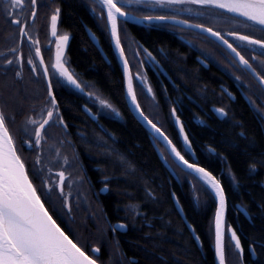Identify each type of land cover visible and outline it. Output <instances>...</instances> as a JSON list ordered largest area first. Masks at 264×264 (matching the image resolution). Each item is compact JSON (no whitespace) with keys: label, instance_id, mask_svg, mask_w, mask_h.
Listing matches in <instances>:
<instances>
[{"label":"trees","instance_id":"trees-1","mask_svg":"<svg viewBox=\"0 0 264 264\" xmlns=\"http://www.w3.org/2000/svg\"><path fill=\"white\" fill-rule=\"evenodd\" d=\"M94 2L96 12L92 11ZM38 4V31L42 34H45L47 21L51 26L52 10L56 7L62 9L57 31L59 35L70 37L64 57L65 65L82 82L94 86L81 93L61 78L63 86L55 87L54 91L60 113L68 125L67 133L58 123H53L45 140L46 143H54L67 157L65 173L70 174L75 182L70 230L82 243L100 247V264H214L215 198L194 176L186 175L176 166L165 150L158 149L151 136L129 113L124 100L121 68L113 53L105 21L98 18L99 3L96 0H38ZM121 22L120 38L126 52L130 38ZM85 27L96 35L109 62L91 43ZM135 30L146 46L166 45L171 52L186 50L162 33L144 34L142 29ZM173 47L178 48L174 51ZM52 57L43 55L45 62L51 58L54 63V54ZM175 60L177 65L173 68L186 81L184 85L197 84L196 68L186 65L181 59ZM50 74L55 82L58 73L54 71ZM33 77V85H22L21 81L16 84L12 89L15 96L9 100L8 107L5 108L0 101V107L14 117L12 127L17 133L14 134L8 125L9 132L14 136L30 174L35 151L26 149L21 140L28 137L18 129L31 114L36 115L40 106L44 107L43 99H35L47 94L42 75ZM201 77L206 80L209 73L201 70ZM3 88L4 80L0 76V90ZM88 91L98 92L108 99L120 112L121 119L98 113L97 106L86 95ZM136 91L140 101L143 94ZM0 96H7V93L0 91ZM82 105L91 108L98 120H91L83 112ZM150 109L153 116L160 113L151 105ZM233 112L234 123L216 121L211 129L194 127L190 138L200 165L221 180L227 198V221L237 230L245 249L241 261L226 234V264H264V248L261 247L264 245V208L261 207L264 205L263 136L242 100H237ZM201 142H207L216 154L212 156L202 149ZM198 146L202 151L197 149ZM47 151L54 153L53 149ZM162 157H168L167 161ZM227 170L232 173V179L225 176ZM106 177L107 193L99 195L97 191L104 187ZM81 179L82 184L79 182ZM65 191H68L67 181ZM149 191L153 197L148 195ZM77 193L80 194L79 198ZM173 194L187 222L195 228L194 233L187 230L176 212ZM237 205L247 210L248 219L238 212ZM130 206L141 215H134ZM115 221L128 225L127 231L116 237L112 236L108 226ZM62 226L66 230L69 228V225ZM194 235L199 237L200 247ZM253 242L257 249L255 256L249 252Z\"/></svg>","mask_w":264,"mask_h":264},{"label":"snow or ice","instance_id":"snow-or-ice-1","mask_svg":"<svg viewBox=\"0 0 264 264\" xmlns=\"http://www.w3.org/2000/svg\"><path fill=\"white\" fill-rule=\"evenodd\" d=\"M0 3H3L0 15L8 24L17 28L21 45L25 39L30 41L35 46V56L41 57L39 40L34 39L28 31L29 22L34 24L38 14V0H0ZM99 6L98 18L105 21L106 29L110 26L111 38L123 61L126 104L131 105V111H134L139 121H142L146 126L154 144H163L165 150L179 163L186 175L194 176L208 191L214 194L217 203L214 212L215 256L218 264H226L224 243L226 234L232 242L236 254L243 261L245 249L241 238L237 230L227 224L225 219L227 198L221 180L217 179L207 168L201 166L199 162H190V157L195 155V151L190 134L186 131L185 123L178 114L179 98L176 102H171L170 116L178 126L183 150L173 142L162 125L147 114L141 106L134 87V79L139 81L141 88L153 101H155V93L142 72L137 71L134 76L131 71L120 38L121 18L125 23L128 20H133L138 24L146 23L153 28H164L177 32L193 31L203 37L206 42L226 46L230 53L238 58L239 65H242L255 77L257 94L260 98L264 97V73L253 66V62L257 59L256 56L253 55L251 59L246 58L238 50L240 46L236 44V41L259 46V51L264 56V38H256L254 35L244 34L239 30L240 27L258 28L264 32V0H99ZM61 11L60 7H56L50 15L53 37L57 36V22ZM92 11H97L95 2ZM21 13H25V15L21 17ZM221 18L224 24H234L236 27L225 31L223 28L209 26L213 20ZM68 40V35H60L55 41V64L52 65V68L58 72L55 82L49 68L44 65L42 57L38 63L31 56L25 60L23 52L16 47L9 48L7 55L0 56L3 61L0 64V69H2L0 76L4 80V88L0 91L7 93V96H0V101L3 102L5 108L9 106V100L15 96L12 89L21 81V70L25 63L30 66V71L34 76L41 75L42 69L48 97L46 111H42L38 118L29 116L23 128L24 134L28 137L23 140V144L37 152L31 174L20 154L14 136L9 132L7 122L10 119L14 120V117H10L3 108H0V264H100V247L82 243L80 238L70 230L72 189L75 182L71 180L70 174L66 175L64 170L54 173L51 167L45 168L41 159L42 140L46 138V126L51 127L53 123H58L65 130L68 127L60 113L54 91L55 87L63 86L61 78L64 83L73 86L81 93H84L86 88L94 87L82 82L65 67L63 48ZM252 51L255 52L257 49L253 48ZM134 56L141 66L147 61L159 63L152 51L139 44L134 51ZM230 63L236 65L237 60L232 59ZM10 73L12 74L11 78H9ZM235 79L239 81L241 77L236 76ZM228 94L231 95V93ZM86 95L94 105L98 106V113L107 112L117 118L120 117V112L113 104L98 92L88 91ZM247 99L259 118L264 121V107L261 106L264 104V100L257 103L252 96H248ZM85 109L90 115L92 114V109L87 105H85ZM215 111L224 117L228 114L223 107L215 109ZM93 119H96V116H93ZM28 125L32 126L31 131ZM209 153H215V149L211 146H209ZM57 155H59V151H57ZM162 158L165 161L168 159V157ZM64 163L65 165L68 163L67 157L64 158ZM252 167L255 168V164ZM66 181L68 191H65ZM79 182L82 184L83 180L81 179ZM233 182H236L235 178H233ZM107 190L108 178L106 177L102 191ZM148 195L153 197L151 191ZM79 196L80 194L77 193L78 198ZM261 207L264 208V205ZM130 209L134 215H141L134 207L130 206ZM244 214H248L247 210ZM62 224L69 225L68 230ZM110 227L111 231L115 233L118 230H126L128 225L118 221ZM189 227L194 233L195 228L191 225ZM196 239L198 240L199 237L197 236ZM261 247L264 248V245ZM249 252L251 255H257L255 242L249 246Z\"/></svg>","mask_w":264,"mask_h":264},{"label":"flooded vegetation","instance_id":"flooded-vegetation-1","mask_svg":"<svg viewBox=\"0 0 264 264\" xmlns=\"http://www.w3.org/2000/svg\"><path fill=\"white\" fill-rule=\"evenodd\" d=\"M3 7V3H0V8ZM25 13H21V17H23ZM51 22V21H50ZM201 22V21H196ZM122 23V22H121ZM124 23V26L127 29L128 37L130 38L129 46L127 51L125 52L129 64L131 67V71L135 76L137 71L143 73L146 78L148 84L151 85L153 91L155 93V101L143 90L139 84L138 80L134 79V87L142 95L141 106L144 108L145 112L152 116L156 121L159 122L160 125L164 128L167 132L169 137L173 140L174 143L177 144L179 148L183 150L182 142L179 138L178 131L175 127L174 120L170 116V105L171 102H176L179 98L178 104V114L180 115L182 121L185 123L186 131L191 134L193 132L194 127H205L211 129L216 121H225L226 123H234L235 117L233 108L234 105L237 103V100H242L243 103L249 108L251 115L255 119L258 127L261 131L263 136V154H264V121L259 118V115L254 110L253 106L249 103L247 97L252 96L253 100H256L257 103H261L264 100V97L258 98L257 94V84L255 77L242 65H239L238 58L234 56V54L230 53V50L218 43H209L206 42L203 37L198 36L195 32L185 30L183 32H177L175 30H169L164 28H153L149 27L146 23L145 24H138V23ZM58 25V24H57ZM0 56L7 55L9 48L16 47L20 51L23 52L25 60L31 56L37 63L40 60V57L35 56V46L31 44L30 41L25 39L24 43L21 45L20 37L18 35V30L15 26L10 25L6 22L4 17L0 15ZM209 26H213L216 28H223L225 31L231 30L235 28L236 25H228L222 22V18L218 20H213ZM142 29L144 34H151L153 32H159L167 36L169 40H175V45L180 44L185 47V51L176 50L178 47H173L172 50H176V52H171L169 47L166 45L164 46H146L144 45L139 38L138 35L135 33V29ZM244 34L254 35L256 38H264V32H261L258 28H249L245 29L240 27V29ZM28 31L32 34L34 39L39 40V47L41 49V57L43 55H49V57L53 58L52 55L56 49L55 41L59 38V33L57 31V36H52V29L47 21L46 31L45 34H42L38 31V22L37 16L35 19L34 24L30 21L28 25ZM231 39V38H230ZM142 45L147 47L150 51H152L153 55L156 56L158 64H155L151 61H147L143 66L140 65L138 59L134 56V51L137 48V45ZM240 47L238 50L248 59H251L253 55L256 56V61L253 62V66L257 68L258 71L264 73V56L261 55L259 51V46L256 45H247L246 42L236 41ZM174 45V46H175ZM255 48L257 51L253 52L252 49ZM51 58H47V62H45L44 58V65L49 68V72H54L52 65L53 60ZM175 59H181L184 61L186 65H191L196 68L197 74V84L185 86L184 83L186 82L183 80L181 76H179L178 72L173 68L177 65ZM236 59L237 64L232 65L230 60ZM191 60V63H190ZM3 61L0 59V64ZM180 69V68H179ZM2 70V69H0ZM201 70L207 71L209 73V78L203 80L201 77ZM22 71V85H33V74L30 71V66L25 63ZM11 74V73H10ZM12 75V74H11ZM42 75V69H41ZM236 76L241 77L239 81L235 79ZM43 77V75H42ZM36 79V78H35ZM44 85L46 86L45 80L43 78ZM226 90V91H225ZM228 93H231L229 95ZM37 99H43L45 102L44 107L40 106L39 110L37 111L36 115L31 114L30 116L39 117V114L42 111H46L48 107V97L47 94L43 97H37ZM125 100V99H124ZM150 105L155 109L160 110V113H157L153 116L152 110L150 109ZM158 105V106H157ZM82 105V110H83ZM127 106V105H126ZM264 107V104L261 105ZM225 108L227 111V116H221L215 109L218 108ZM33 108H36L35 106ZM128 108V107H127ZM129 110V109H128ZM84 112V111H83ZM129 113H132L129 110ZM98 117V116H97ZM134 118V116L132 115ZM115 118V117H114ZM121 119V115L119 117ZM98 120V118H97ZM96 120V121H97ZM25 126V122L19 127L18 130L23 132V128ZM29 130L31 131L32 126L28 125ZM50 127L46 126V138L49 135ZM63 128V127H62ZM67 133V129L65 130ZM145 130V129H144ZM146 131V130H145ZM147 132V131H146ZM24 133V132H23ZM149 134V132H147ZM240 133V131H239ZM191 136V135H190ZM43 139V140H45ZM42 140V164L47 167H51L53 172L55 173L58 171L59 167L55 166H63L65 163L64 161L60 162V164H56L55 158L57 151H59L60 155L62 156L61 150L57 147L54 143H44ZM23 141V140H21ZM153 141V140H152ZM66 143H69L68 139H65ZM64 142V143H65ZM23 143V142H22ZM201 148L209 151V144L207 142H201ZM24 145V144H23ZM158 149H164L162 144L156 145ZM195 155L190 157V162L196 161L198 162V156L196 153V149L193 146ZM199 146L197 147L198 150H201ZM26 149H29L26 146ZM54 151L53 154L48 152L47 150ZM30 150V149H29ZM35 151V157L37 152L35 149H31ZM202 151V150H201ZM216 152V151H215ZM216 153H211L214 156ZM66 156H62V160H64ZM226 158V157H225ZM68 161V160H67ZM227 166L229 165L228 160ZM58 162V161H57ZM68 164V163H67ZM66 165L65 168H66ZM81 170L85 175V169L81 163ZM222 173V172H221ZM225 176L229 179H232L233 175L228 170L226 171ZM219 177L217 176V179ZM104 188L103 186L99 188L97 191L99 195H102L101 189ZM107 193V191L105 192ZM104 193V194H105ZM238 210V209H237ZM238 212H240L238 210ZM227 213V212H226ZM241 213V212H240ZM242 214V213H241ZM243 215V214H242ZM244 216V215H243ZM248 219V218H247ZM118 221L113 223H109V229L111 231L110 225H114ZM227 224V218H226ZM127 231V230H126ZM125 231V232H126ZM125 232L117 231L112 233V236L116 237L118 234H123ZM197 244V243H196ZM133 261V260H132Z\"/></svg>","mask_w":264,"mask_h":264},{"label":"water","instance_id":"water-1","mask_svg":"<svg viewBox=\"0 0 264 264\" xmlns=\"http://www.w3.org/2000/svg\"><path fill=\"white\" fill-rule=\"evenodd\" d=\"M96 1L99 3V0H96ZM105 16H106V11H105ZM121 21H123L122 18H121ZM126 23H136V22L133 21V20H128ZM85 31H86V34H87L89 40H90L91 43L94 45V47L99 51V53L101 54V56L103 57V59H104L106 62H109L108 58L106 57L105 53L103 52V50H102V48H101V46H100V44H99V42H98V39H97L96 35H95V34L91 31V29L88 28V27H85ZM107 31H108V34H109V38H110V42H111V47H112L113 53H114V55H115V57H116V59H117V62H118V64H119L120 68H121L122 79H123V92H124V99H125V97H126V80H125V77H124V75H123V61H122V59H121V57H120V55H119L118 50H117L116 47H115V42H114V40L111 38V35H110V26L108 27ZM69 41H70V37H69V40H68L67 44H66V45L64 46V48H63V58H64V56H65V54H66V50H67V47H68ZM55 56H56V49H55V52H54V64H55ZM40 58H41V57H40ZM65 67H66V66H65ZM54 71H55V70H54ZM55 72H56V71H55ZM56 73H58V72H56ZM45 83H46V81H45ZM69 86L72 87L74 90L79 91V90L75 89L73 86H71V85H69ZM125 103H126V99H125ZM126 105H127L128 109L130 110V112L132 113V115L134 116V118H135V119L140 123V125H141V126H142V127L148 132L146 126L143 125V122H142V121H139V118L136 116L135 112H134V111H131V105H130V104H126ZM83 111H84V113H85V114H86L91 120H93V121H96V120H97V116H96L93 112H92V114L90 115V114L86 111L85 106H83ZM93 116H96V119H93ZM174 124H175V122H174ZM175 127H176V129H177V131H178V126H177L176 124H175ZM178 134H179V131H178ZM179 138H180V140H181L180 135H179ZM181 142H182V140H181ZM162 146L164 147L163 144H162ZM164 149H165V147H164ZM156 150H157V148H156ZM165 151H166V150H165ZM157 152H159V151L157 150ZM166 153L168 154L169 158L174 162V164H175L176 166H178V167L182 170L181 166H179V163H178L177 161H175V160L173 159V157H171L167 151H166ZM170 171H171V170H170ZM183 171H184V170H183ZM172 174H173V176H175L174 173H173V171H172ZM176 180H177V179H176ZM102 189H103V188H102ZM102 189H101L100 191H101L102 194H104L106 191H102ZM212 194H213V193H212ZM213 196H214V194H213ZM172 200H173V204H174V207H175L176 212L178 213L179 217L181 218V220H182L183 223L185 224L187 230H188L189 232H191L192 229L189 227V223L187 222V220H186V218H185V216H184V214H183V211H182V209H181V206H180L179 203H177V199H176V197L173 196V195H172ZM216 207H217V203H216ZM237 209H238V210H239V211H240V212H241L246 218H248V215H245V214H244L245 210H244L242 207H240L239 205H237ZM226 212H227V210H226ZM225 219H226V216H225ZM115 224H116V223H115ZM115 224H114V225H115ZM126 230H127V229H126ZM126 230H118V231H120V232H125ZM213 231H214V222H213ZM196 237H197V236L194 235L193 238H194L195 242L197 243V246L200 247V241H199V239L197 240ZM213 262H214V264H218L217 257L215 256V232H214V237H213Z\"/></svg>","mask_w":264,"mask_h":264},{"label":"rangeland","instance_id":"rangeland-1","mask_svg":"<svg viewBox=\"0 0 264 264\" xmlns=\"http://www.w3.org/2000/svg\"><path fill=\"white\" fill-rule=\"evenodd\" d=\"M0 108H1V107H0ZM97 108H98V106H97ZM101 114L109 115V116H111V117H115V116H112L111 114H108L107 112H101ZM115 118H116V119H119V118H117V117H115ZM12 122H13V120L10 119V120L7 122V124L9 125V127H11V128L14 130L13 132H14V134H15V133H17V132H16V130L12 127V126H13V123H12ZM29 126H30V125H29ZM45 140H46V139H45ZM45 140H43V141L45 142ZM25 146H27V145H25ZM56 156H57V157L55 158V162H54V163H56V164L59 165L60 162H61V161L63 162L64 160H62V156L60 155V153H59V155H57V153H56ZM57 161H58V162H57ZM64 165H65V164H64ZM64 165H63V166L59 165V166H55V167H59L58 170H64V171H65V166H64Z\"/></svg>","mask_w":264,"mask_h":264}]
</instances>
